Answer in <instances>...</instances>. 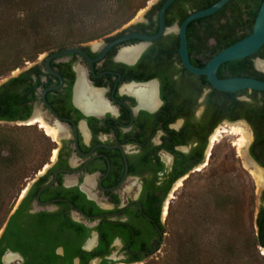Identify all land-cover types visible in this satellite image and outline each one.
Returning <instances> with one entry per match:
<instances>
[{"label":"flooded vegetation","instance_id":"flooded-vegetation-1","mask_svg":"<svg viewBox=\"0 0 264 264\" xmlns=\"http://www.w3.org/2000/svg\"><path fill=\"white\" fill-rule=\"evenodd\" d=\"M161 1L107 35L40 56L16 110L7 100L1 122L35 125L53 144L36 153L43 159L2 215L0 264H141L163 245L168 199L189 177L208 172L228 197V158L259 182L254 237L264 240V92H221L189 72L176 32L138 38L158 33ZM186 7L165 12V28L179 27ZM191 23L189 60L203 68L213 42L202 48V25ZM62 52L50 73L47 60ZM257 59L252 70L264 81ZM10 80L7 98L21 90ZM224 138L228 152L217 150ZM231 205L237 223L244 205Z\"/></svg>","mask_w":264,"mask_h":264},{"label":"trees","instance_id":"trees-1","mask_svg":"<svg viewBox=\"0 0 264 264\" xmlns=\"http://www.w3.org/2000/svg\"><path fill=\"white\" fill-rule=\"evenodd\" d=\"M148 1L0 0V80L12 71L21 68L26 62L35 61L39 55L45 52L99 38L101 30L105 26H114L121 20L124 23L128 22ZM164 1L162 0L160 5ZM218 1L175 0L167 9L166 14L174 5L182 2L187 5L186 10L187 8L190 10L186 14L183 9L184 12L181 13L184 14L182 18L184 19L191 13L205 10ZM262 2L263 0H230L213 15L197 20L202 25V48L208 41L212 40L213 42L209 48V60L251 33ZM78 16L92 17L91 23L75 26L77 22L85 20L82 18L78 20ZM191 24L187 28L188 43H190ZM54 26H62L67 31H54ZM256 57L264 59V45L249 57L222 64L217 70V77L221 79L248 76L263 80L258 73L252 70V61ZM32 70L23 72L17 78L10 80V84H18L21 89L19 92H14L7 98L3 87L0 88V113L2 114L0 119L8 118L4 117L7 100H10L9 112L16 110L17 105L23 101L22 99L27 93L26 81L30 80ZM41 136L45 142L47 139L43 135ZM6 147H8V151L5 156L2 152H5ZM33 147L35 146L33 145ZM41 148L44 147H40L38 150ZM28 149L32 148L29 146ZM24 157L16 138L0 137V174L1 170L11 168L7 171L8 174L12 173V177L16 178L14 181L19 179L23 164L21 162ZM259 227L263 229L260 223ZM250 244L251 248L264 247V240L261 237L257 239L253 237Z\"/></svg>","mask_w":264,"mask_h":264},{"label":"rangeland","instance_id":"rangeland-1","mask_svg":"<svg viewBox=\"0 0 264 264\" xmlns=\"http://www.w3.org/2000/svg\"><path fill=\"white\" fill-rule=\"evenodd\" d=\"M151 1L154 0H149L135 13L131 20L145 14L149 9H147L148 3ZM81 18L85 20L77 22L75 26L91 23L92 17H77L78 20ZM123 24L124 22L121 20L114 26H105L101 30L102 32L99 31L98 37L115 31ZM53 28L57 32L67 31L62 26H54ZM44 55L46 52L39 55L38 59ZM35 61L26 62L18 69H27L33 66ZM13 72L0 81L9 77ZM41 135L46 137L45 142ZM1 136L16 138L25 157L21 162L23 164L22 171L18 176L19 179L14 181L15 177H12V173L8 174L7 171L11 168L1 170L0 222L3 213L10 207L16 191L20 189L22 184L28 182L26 181L27 178L32 176L38 168L40 160L43 159H40L41 157L35 153L39 152V147H45L46 143L48 145L52 143L51 138L35 125L20 126L17 123L0 121ZM228 141V138H224L222 143L217 146V150L228 152ZM29 146L32 148L31 150L28 149ZM7 151L8 147L2 153L6 156ZM224 161L225 163H220L233 166L234 176L221 179L226 185L228 197L225 198L223 192L216 191V180L213 185L208 172H204L207 177H189L186 182H183V187L177 188L171 194L175 199H168V215L163 216V219H166L163 221L166 233L163 245L152 258L141 264H264V250L250 246V241L254 237L256 210L259 205L260 191L257 188L259 182L255 180L256 185L251 177H244L236 164V160L233 161L228 158V164L225 159ZM236 198L244 205L239 212L240 217L237 222L240 224L239 227L235 219L228 216V209L233 206L231 201L235 202Z\"/></svg>","mask_w":264,"mask_h":264},{"label":"water","instance_id":"water-1","mask_svg":"<svg viewBox=\"0 0 264 264\" xmlns=\"http://www.w3.org/2000/svg\"><path fill=\"white\" fill-rule=\"evenodd\" d=\"M156 1L158 0L149 2L148 3L149 7H147V9L150 8V6H152ZM174 1L175 0H165L161 5L159 10L160 29L158 33L152 37H138V38L147 41H154L165 33L176 32L179 37L178 51L183 66L193 74L205 76L211 87H213L218 91L226 92V93H234L243 89L264 92V81L253 78H247V77L219 79L216 75L218 68L222 64L249 57L253 55L255 52H257L264 45V0L261 3L260 8L258 9L251 33L247 37L232 44L231 46L227 47L223 51L213 56L203 68H195L190 63L188 56V49H187L186 28L191 22L195 20H199L208 17L210 15H213L218 10H220L225 4H227L230 0H219L217 3H215L214 5H212L211 7L205 10L191 13L181 23L179 27L174 26L173 28L167 29L165 28L164 15L166 10ZM66 54L67 52H62L51 56L46 63L47 70L50 73H53L49 67L50 60ZM258 61H263V60L257 59L256 62ZM26 70L27 69L24 70L17 69L9 77L0 81V87L10 79L17 78L21 73H23ZM20 123L21 122H18L17 124Z\"/></svg>","mask_w":264,"mask_h":264}]
</instances>
